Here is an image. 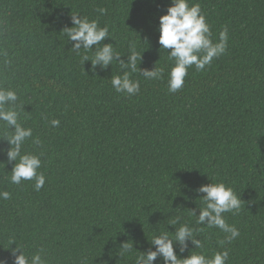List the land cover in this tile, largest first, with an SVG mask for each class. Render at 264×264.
Instances as JSON below:
<instances>
[{
	"label": "trees",
	"instance_id": "trees-1",
	"mask_svg": "<svg viewBox=\"0 0 264 264\" xmlns=\"http://www.w3.org/2000/svg\"><path fill=\"white\" fill-rule=\"evenodd\" d=\"M195 3L214 43L227 31L226 51L205 70L190 67L170 93L175 61L157 31L170 0H0V87L17 92L20 123L33 133L22 154L40 156L46 180L39 191L34 181L11 184L15 162L0 141V192L11 193L0 199V259L12 264L14 238L26 255L43 248L46 264H135L154 235L180 227L178 217L195 225L188 210L204 207L196 189L223 182L244 202L224 214L240 235L221 244L229 234L201 225L204 247L189 250L210 258L227 249V264H264V0ZM75 14L107 26L102 44L125 60L133 43L145 51L139 67L163 68V79L133 73L140 92L116 93L118 64L93 73L70 50L61 31ZM8 134L0 122V139ZM124 243L136 251L121 254Z\"/></svg>",
	"mask_w": 264,
	"mask_h": 264
},
{
	"label": "clouds",
	"instance_id": "clouds-1",
	"mask_svg": "<svg viewBox=\"0 0 264 264\" xmlns=\"http://www.w3.org/2000/svg\"><path fill=\"white\" fill-rule=\"evenodd\" d=\"M159 7V6H158ZM101 15L106 14V9H98ZM72 27H64L61 32L66 33L68 42H74L71 51L81 56L82 63L90 61L91 71L95 73L99 67L101 71L108 69L113 63L119 65L122 75L112 76L110 83L116 93L126 94L131 97L140 92V81L131 79L133 73H139L145 80H161L164 77V69L154 66L151 70L142 69V54L136 50L133 43L129 46L126 60L115 50L112 44H102L106 38H111L107 26L100 27L97 20H89L87 17L75 14L71 15ZM158 44L167 52L168 58L174 60V66L168 74L167 87L170 93L181 90L188 75V69L195 66L197 71L205 70L214 58H219L226 51L227 31H222L219 42L212 40L211 26L207 23L198 3L191 4L190 0H170V6L166 8V14L159 16ZM147 44V38H145ZM93 47L95 50L93 51ZM171 51H168V50ZM83 50V53L82 51ZM93 52V57L86 53ZM139 61V64H138ZM156 65V64H155ZM17 92L11 88L0 87V122L10 130L11 134L5 135L0 141H5L9 146L6 155L8 163H14L9 182L21 185L23 181H34V190L39 191L45 185V176L38 169L42 166L40 156L31 153H23L25 142L33 137L32 129L26 128L20 123V113L24 110L22 104H18ZM53 127H59V120H52ZM35 145L41 141L33 139ZM197 194H203L199 199L204 207L197 210H188L195 217V225L187 222L181 223L178 217L173 223H179L175 231H163L154 235L146 251L134 250L133 243H124L119 252L139 253L135 257V264H155L158 260L162 264H227L229 252L214 253L210 258L202 251L189 250V244L194 249H203V242L198 239V234L203 230L198 226L218 228L227 233L221 244L231 243L239 235V230L226 222L225 213L238 214L241 204L244 203L241 196L238 197L233 188L223 182L201 185L196 189ZM11 193L0 192V199L9 200ZM15 245L13 248L12 245ZM9 251L13 258L12 264H46L42 256L44 249L40 248L31 256L25 254L23 245L16 243L14 238L9 239ZM2 248V247H0ZM189 251V255L183 254ZM191 253V254H190ZM183 257V258H182ZM0 264H8L7 259H0Z\"/></svg>",
	"mask_w": 264,
	"mask_h": 264
}]
</instances>
